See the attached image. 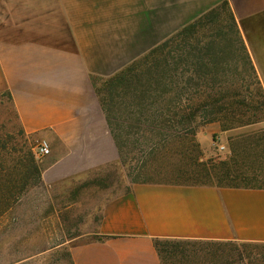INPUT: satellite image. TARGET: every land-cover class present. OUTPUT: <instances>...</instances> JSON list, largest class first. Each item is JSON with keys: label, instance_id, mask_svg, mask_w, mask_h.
I'll list each match as a JSON object with an SVG mask.
<instances>
[{"label": "crops", "instance_id": "crops-1", "mask_svg": "<svg viewBox=\"0 0 264 264\" xmlns=\"http://www.w3.org/2000/svg\"><path fill=\"white\" fill-rule=\"evenodd\" d=\"M224 1L264 86V34H255L264 0H0V94L11 95L27 134L50 143L43 187L74 176L80 163L120 159L96 76ZM94 235L72 246L74 264H162L156 238L264 244V189L130 183L106 199Z\"/></svg>", "mask_w": 264, "mask_h": 264}, {"label": "trees", "instance_id": "trees-1", "mask_svg": "<svg viewBox=\"0 0 264 264\" xmlns=\"http://www.w3.org/2000/svg\"><path fill=\"white\" fill-rule=\"evenodd\" d=\"M95 90L120 160L138 155L142 171L134 183L264 189L263 129L238 135L219 160H204L196 140L209 123L225 131L264 122V86L228 1L116 73L97 77ZM25 152L27 163L13 167L40 179L35 153ZM17 181L7 191H19ZM193 241L203 240L156 238L154 246L161 263L171 264ZM255 254L231 253L220 264H264V253Z\"/></svg>", "mask_w": 264, "mask_h": 264}, {"label": "rangeland", "instance_id": "rangeland-1", "mask_svg": "<svg viewBox=\"0 0 264 264\" xmlns=\"http://www.w3.org/2000/svg\"><path fill=\"white\" fill-rule=\"evenodd\" d=\"M260 23L257 36L264 34V15ZM213 123L196 132L204 160L225 159L238 135L264 130V122L225 131L221 128L229 131L227 135L212 132ZM23 132L12 98L0 94V264H74L72 246L96 237L104 202L134 183L142 171L140 160L138 155H130L125 163L120 159L94 167L80 163L74 176L43 187L42 158H36L40 179L26 176L24 166L19 172L13 167L19 160L27 163L25 151L31 148L35 153L43 139ZM15 180L20 190L7 191L11 187L6 186ZM185 246L184 253L171 264H220L231 253H264V244L193 241Z\"/></svg>", "mask_w": 264, "mask_h": 264}, {"label": "built area", "instance_id": "built-area-1", "mask_svg": "<svg viewBox=\"0 0 264 264\" xmlns=\"http://www.w3.org/2000/svg\"><path fill=\"white\" fill-rule=\"evenodd\" d=\"M51 153L50 143L46 139H42L39 145L35 148L37 158H44Z\"/></svg>", "mask_w": 264, "mask_h": 264}]
</instances>
